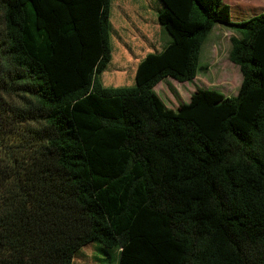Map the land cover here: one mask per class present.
I'll use <instances>...</instances> for the list:
<instances>
[{"label": "trees", "instance_id": "obj_1", "mask_svg": "<svg viewBox=\"0 0 264 264\" xmlns=\"http://www.w3.org/2000/svg\"><path fill=\"white\" fill-rule=\"evenodd\" d=\"M158 1L167 45L113 88L111 0H0V264H73L94 242L118 264H264V12ZM217 24L237 96L167 108L154 88L206 71Z\"/></svg>", "mask_w": 264, "mask_h": 264}, {"label": "rangeland", "instance_id": "obj_2", "mask_svg": "<svg viewBox=\"0 0 264 264\" xmlns=\"http://www.w3.org/2000/svg\"><path fill=\"white\" fill-rule=\"evenodd\" d=\"M129 1L133 0H111L112 61L108 65L109 68L107 67L109 70H106L100 77L105 87H134L135 72L138 63L144 58L142 57L144 51L151 49L152 53L161 52L159 48L163 50L166 46L163 45L164 42L169 41L168 35L157 25L154 0H137L138 4L142 1L144 5L140 11L142 14L136 13L135 5ZM240 1L244 7H253L255 10L246 9L244 11L235 8L232 2L222 0L225 7L223 13L228 16V20L240 21L264 12V0ZM145 17L147 22L142 21ZM133 21L136 22L134 25H132ZM156 25L159 28L157 33H155ZM140 27H143L142 31L146 29L149 31L148 38L152 41L151 45L147 43L142 32L136 33ZM219 29H222L220 34ZM225 30H227L226 27L217 24L201 48L199 64L206 67V71L199 72L197 77L189 83H178L167 78L154 88L156 95L167 108L176 111L180 104L189 103L191 96L198 90L216 91L229 98L237 96L241 75L238 67L228 60L229 40L233 34L229 30ZM117 35L122 41L117 39ZM162 45L164 47L161 49ZM100 249L102 247L98 242L81 248L76 253L73 264H118L115 250H111L112 254L109 258L103 255Z\"/></svg>", "mask_w": 264, "mask_h": 264}, {"label": "crops", "instance_id": "obj_3", "mask_svg": "<svg viewBox=\"0 0 264 264\" xmlns=\"http://www.w3.org/2000/svg\"><path fill=\"white\" fill-rule=\"evenodd\" d=\"M130 2V1H129ZM130 3H132L133 5H135V12L136 13H140V14H142L140 11L143 9V7H144V5H143V3H142V1H140V4H138L137 3V0H133L132 2H130ZM154 3L156 4V7H155V10H156V16H157V11L161 8V5H160V2L158 1V0H154ZM142 21L144 22V21H148L147 20V18L145 17V18H143L142 19ZM136 22H132V25H134ZM157 25H158V23H157ZM157 25H156V28H155V33H157V32H159V25H158V27L159 28H157ZM216 27V26H215ZM215 27H214V29H215ZM213 29V30H214ZM140 30V31H139ZM138 31H136V33H141L142 32V34H144L145 35V39H146V41H147V43L148 44H150L151 45V39H149L148 38V36H149V31L146 29V30H144V31H142L143 30V27H140V29H139ZM117 30L115 29V32H116ZM225 31H227V30H225ZM222 32V29H219V34ZM224 32V31H223ZM216 37H218L217 35H215ZM144 38V37H143ZM117 39L118 40H120V41H122L121 39H120V37H119V35H117ZM167 43H168V41L166 40L165 42H164V44L163 45H167ZM162 45V47H161V49L164 47ZM156 51V50H155ZM159 51H161L160 50V48H159ZM150 52V53H149ZM152 53V50L151 49H146L145 51H144V55L142 56V57H145L147 54H151ZM154 53V52H153ZM111 61H112V59H111ZM139 64V63H138ZM109 68V67H108ZM106 69V70H109V69ZM105 70V71H106ZM107 83H109L108 81H106ZM104 86V85H103ZM105 87V86H104Z\"/></svg>", "mask_w": 264, "mask_h": 264}]
</instances>
